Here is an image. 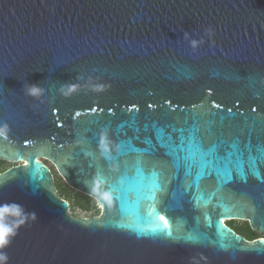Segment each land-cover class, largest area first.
I'll use <instances>...</instances> for the list:
<instances>
[{
    "label": "water",
    "instance_id": "1",
    "mask_svg": "<svg viewBox=\"0 0 264 264\" xmlns=\"http://www.w3.org/2000/svg\"><path fill=\"white\" fill-rule=\"evenodd\" d=\"M209 27L211 40L204 35ZM185 32L205 43L193 51ZM27 81L47 89L42 100L24 94ZM132 105L139 111L130 112ZM193 116L201 126L212 121L214 132L241 139L251 133L253 143L264 137V0H0V127L8 126L0 161L14 164L0 173V208L16 204L36 214L4 249L7 264H264L257 250L264 248L257 227L264 166L261 179L249 174L224 187L230 213L215 198L207 206L189 203L191 194L177 206L176 181L158 194L156 211L168 208L167 219L184 232L198 228L207 238L196 242L137 236L135 229L150 227L136 221L152 212L150 202L129 192L120 210L108 188L109 173L117 182L120 176L118 140L143 148L148 137L156 146L153 124L179 127ZM164 151L157 147L161 157ZM44 161L68 187L94 199L100 214L72 215ZM202 187L215 191L214 178ZM106 218L112 224L101 226ZM18 219L11 207L0 216L8 224ZM122 220L133 227L120 228ZM231 220L248 222L258 238L236 233L226 224Z\"/></svg>",
    "mask_w": 264,
    "mask_h": 264
},
{
    "label": "snow or ice",
    "instance_id": "2",
    "mask_svg": "<svg viewBox=\"0 0 264 264\" xmlns=\"http://www.w3.org/2000/svg\"><path fill=\"white\" fill-rule=\"evenodd\" d=\"M208 95H211V91ZM166 103L171 105L172 102L167 101ZM147 107L151 109L153 105L150 103ZM196 107H203V105H193V108ZM213 107L220 108L221 105L213 102ZM133 110L138 112L139 107L132 105L129 111ZM171 110L175 111L174 108ZM231 111L228 109L229 113ZM252 111L255 112L256 109L253 108ZM79 115L80 113L76 112V116ZM261 126L264 127V122H261ZM147 128L148 126L145 125L146 130ZM152 130L158 142L156 146L148 137L142 141L146 145L143 148L133 147L132 140H118L121 151L116 158V163L119 166L120 176L117 182L116 178H113L109 173L106 182H112L108 183V188L121 202L120 210H123L129 192L136 194L137 201L144 199L150 202L152 212L144 217L136 216L137 222H143L150 227L147 230L144 228L135 229L137 236L161 238L166 236L173 240L193 242L206 239L205 234L201 233L198 228L184 232L174 217L169 216L168 219H165L168 208H164V215H160L156 211V205L162 203L158 199V194L168 192L169 186L173 181H176L171 192L177 206H180L181 201L191 194L192 199L188 201L189 203L195 202L197 205L202 203L207 206L215 198L219 202L217 206L223 207L225 213H230L231 209L224 204L225 197L221 193L224 187L237 177L245 182L249 174L261 179L260 169L264 166V137H258L256 143H253L251 133L248 134L247 139H241L239 136L226 134L222 128L214 132L212 121L201 126L195 116L192 117L191 123L186 120L179 127L171 124L157 127L156 124H153ZM137 133H139V129H137ZM135 139H140L138 134ZM60 147L63 148V145ZM157 147L165 150L162 157L157 153ZM130 156L133 158L127 159ZM120 157L126 159L121 160ZM37 163L38 161H33V164ZM25 167H28L27 162ZM181 171H183V177L180 175ZM129 172L132 173L131 176H129ZM206 178H214L215 191L209 193L207 188L202 187V181ZM157 217L163 221V228L159 226ZM204 217L208 227H211L212 221L209 213L205 212ZM169 220L172 221L171 224H169ZM105 223L110 225L112 221L106 218L101 226H104ZM221 223L220 219L216 221L218 225ZM118 226L120 228L133 227L131 224H125L123 220ZM257 227L260 231H264V219L257 221ZM225 235L226 233H219L217 242L221 248L226 246L223 243ZM235 239L240 242L239 238ZM260 244L264 245V238L261 239ZM257 250L264 251V248Z\"/></svg>",
    "mask_w": 264,
    "mask_h": 264
},
{
    "label": "clouds",
    "instance_id": "3",
    "mask_svg": "<svg viewBox=\"0 0 264 264\" xmlns=\"http://www.w3.org/2000/svg\"><path fill=\"white\" fill-rule=\"evenodd\" d=\"M204 35L208 37L209 40L212 39L214 36V29L211 27L205 29ZM184 40L188 43L189 47L193 49V51L198 50V48L205 43V40L203 37L196 39L192 36V34L185 32L184 33ZM24 94L26 96L32 97L34 99L42 100V98L46 95L47 89L42 86V84L39 83H30L25 82L23 85ZM61 93L64 95H67V93L64 92V88L62 87L60 89ZM8 129L7 125H4L3 127H0V134L6 133ZM106 135L102 137L101 146L102 151L104 153H108L109 150L107 147H105L106 143ZM117 153H119L120 148H116ZM108 159H112L111 155H108ZM113 171H117V167H113ZM9 207L14 209V214L19 219L16 220L12 224L4 223L0 221V264H7L8 262V256L7 253L4 251V249L10 245L12 239L18 234V230L20 227L24 226L25 223L29 218L32 220L36 219V214L33 213H27L24 211L23 207L20 205L13 204L11 206H4L0 208V216H3L4 214L8 213Z\"/></svg>",
    "mask_w": 264,
    "mask_h": 264
},
{
    "label": "trees",
    "instance_id": "4",
    "mask_svg": "<svg viewBox=\"0 0 264 264\" xmlns=\"http://www.w3.org/2000/svg\"><path fill=\"white\" fill-rule=\"evenodd\" d=\"M46 162V161H45ZM8 163L4 162V161H0V167L3 169L2 172L6 171L7 169H9L11 166H8L7 165ZM55 175V179H56V186H57V189H58V193L59 195L65 199V200H69V197H71V195L68 193V190L66 188V186L64 185L63 187V184H60L58 182V179L60 178L55 170V168L52 166L50 167ZM58 178V179H57ZM61 179V178H60ZM83 197H81L79 194H77L73 200L74 202L77 204V207L81 208L82 210L85 209V210H91L93 207H90V203L88 202V204L84 203V201L82 200ZM95 202V200H93V203ZM100 211V210H99ZM99 211L96 212V214H92V216L94 215H98L99 214ZM249 240H254V238H258V236L250 229H246L244 232H243Z\"/></svg>",
    "mask_w": 264,
    "mask_h": 264
},
{
    "label": "rangeland",
    "instance_id": "5",
    "mask_svg": "<svg viewBox=\"0 0 264 264\" xmlns=\"http://www.w3.org/2000/svg\"><path fill=\"white\" fill-rule=\"evenodd\" d=\"M7 163V162H6ZM46 163L50 166V167H52L53 165H51L49 162H47L46 161ZM8 166H14V164H11V163H8L7 164ZM3 171V169L0 167V173ZM58 179V178H57ZM58 182L60 183V184H63V187H64V185L66 186V188H67V190H68V193L71 195V197H69V200H68V202L70 203V205H71V212H72V215H74V216H81V217H85V218H88V217H91L92 216V214H96V212L97 211H99L100 210V207H99V205H98V203L95 201L94 203H93V201H92V198H90V197H87V196H85V195H83V194H80V193H78V192H76L75 190H73V189H71L70 187H68L67 186V184L63 181V179L61 178H59L58 179ZM77 194H79L81 197H83V199L82 200H87L88 202L91 200L92 202H91V204H90V207H93L91 210H85V209H81L80 207L78 208L77 207V204L74 202V200H73V198L77 195ZM94 200V199H93ZM86 201V202H87ZM86 204H88V203H86Z\"/></svg>",
    "mask_w": 264,
    "mask_h": 264
},
{
    "label": "flooded vegetation",
    "instance_id": "6",
    "mask_svg": "<svg viewBox=\"0 0 264 264\" xmlns=\"http://www.w3.org/2000/svg\"><path fill=\"white\" fill-rule=\"evenodd\" d=\"M45 162V161H44ZM46 163V162H45ZM47 164V163H46ZM48 165V164H47ZM49 166V165H48ZM50 167V166H49ZM59 176V175H58ZM61 178V177H60ZM84 201V200H83ZM87 200L84 201V203H88V201L86 202ZM93 201V199H92ZM91 200L89 201V203L91 204L92 202ZM101 211H99V214H100ZM98 214V215H99ZM160 215H164V211L160 208ZM165 219H167V216H165ZM226 224L232 228L236 233L244 236L246 239H248V237L243 233L246 229L250 228V225L248 222L246 221H240V220H231V221H228L226 222ZM252 230V229H251ZM255 239V238H254ZM249 240V239H248ZM253 240V239H252Z\"/></svg>",
    "mask_w": 264,
    "mask_h": 264
}]
</instances>
